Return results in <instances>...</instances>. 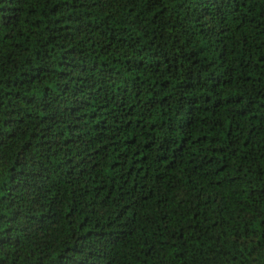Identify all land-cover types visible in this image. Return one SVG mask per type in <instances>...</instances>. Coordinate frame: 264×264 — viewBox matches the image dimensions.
Returning <instances> with one entry per match:
<instances>
[{
    "label": "trees",
    "instance_id": "1",
    "mask_svg": "<svg viewBox=\"0 0 264 264\" xmlns=\"http://www.w3.org/2000/svg\"><path fill=\"white\" fill-rule=\"evenodd\" d=\"M0 264H264V0H0Z\"/></svg>",
    "mask_w": 264,
    "mask_h": 264
}]
</instances>
